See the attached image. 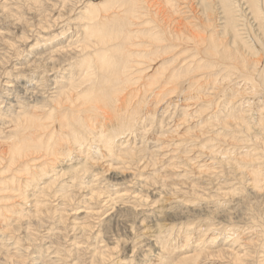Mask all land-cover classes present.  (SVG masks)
<instances>
[{"label":"rangeland","instance_id":"374dc122","mask_svg":"<svg viewBox=\"0 0 264 264\" xmlns=\"http://www.w3.org/2000/svg\"><path fill=\"white\" fill-rule=\"evenodd\" d=\"M94 1L91 0L92 3ZM99 1L102 3L106 0H98L97 2ZM156 1L153 0V2ZM161 1L163 5V3H166L165 1L170 2L171 0ZM89 2L90 0H0V145L3 148L6 145V149L0 146V149L5 150V152L0 150V264H264V186H261L264 185V163L261 159L259 160L264 152V128H261L258 123V116H264V87L263 85L260 87L258 85L261 84L256 83L257 89H255L251 81L248 80L252 87L247 88L246 91L243 88L240 89V92L245 93L242 111L244 112L247 108H250L248 106L249 101L253 105L251 112L247 113H250V116L246 115L244 119L245 121L248 120L249 129L245 126L242 127L241 131L239 129L236 130V133H233L234 125L228 124V128L223 129L217 121L213 120V125L209 124L206 118L209 116L208 111L213 112L215 107L222 106L226 101L227 88L230 84L225 83L233 80L232 82H239L240 88L245 86L242 78L235 80L237 75L241 76L238 73L240 71H237V69L233 68L235 71H229V66L224 74L213 66L219 61L218 55H215L216 58L211 56L214 54L211 49L207 50L209 46L207 48L202 46L209 44V41L200 42V46L198 44L199 48L196 44L197 47L191 45L190 48V44L183 40L181 41L182 47H180L181 45L168 47L166 50L173 51V56H171L170 51V55H167L169 52L166 51L167 58L170 57L166 59L167 62L166 60L162 61V64L166 62L164 64L166 66V64L171 63L173 57L176 58L178 55V59H175V62L173 61L176 64L172 62L167 65L168 68H165L169 72L170 69H175V67L176 70L178 68L179 71L183 70L182 67L186 68L193 59L194 61L198 59L203 61L207 57L206 60L209 59L207 60L208 63L213 60L215 63L212 62L211 69H206V77L201 78L195 72L193 73L194 78L192 73L191 75L184 71L185 74H188H186L187 76L182 73L179 80L176 78L178 82L173 80L175 78L168 77L172 83L169 79H166L165 81L168 82L169 80V82H165L166 85H164L165 78L163 77L166 75H163L167 71L161 67L160 69L164 71L160 75L162 78L159 77V81H163L161 86L158 84L159 95L156 93L158 90L151 89L147 93V90L138 86V91L133 92L134 96L130 94L125 96L122 101L120 100L119 103L116 102L119 108L116 106L114 110L109 107V109L107 107L101 108V104L98 103L96 109L97 111L100 110L97 117L100 112L105 110L106 114H102L111 115H107L110 119L101 113V117L96 118V110H93L95 118L89 113L90 111L83 110L81 118L86 119H84L85 123L90 124L92 121V124L87 125L90 128V135L87 133V136H89L87 139L94 140L96 138L94 142H98L102 137L101 131L107 133V128L110 125L117 123L118 120V122L126 121L127 118H122L127 117L130 113L139 115L141 119L137 126L127 129L124 135L118 137L119 141L114 143V149L117 148L115 150L117 157L110 155L109 152L101 158L98 157L96 161L100 164H95L91 169L85 170L86 172L80 169L81 171L78 172L80 176L78 174L72 178L68 174L61 176L64 169L59 173L57 172V174L53 173L51 169H47L51 167L49 165L53 162L59 163L66 157L63 166H69L71 160H67L69 155L65 154L68 150H71L70 155H75L73 146H70L72 143L74 144L72 124H70L73 120L69 119L71 122L68 121L67 109L57 113L59 117H57L58 115L53 116L55 120L56 118L58 120L54 121L50 118L53 122L45 119V117L43 118L40 114L42 116L38 117L40 123L45 124L47 127L52 122L51 126H48L52 128H49L51 131L45 125L42 127L43 129L45 127L47 131L39 128L42 124L40 125L37 122L39 124L34 125V127L37 126L39 129L29 126L30 129L28 128L29 130H26L25 134H22V131L16 133L18 132L17 129L20 130L17 128L19 122H16L18 114L30 112L31 104L34 102L39 104L45 102V100L51 101L57 98L62 91L68 90V87H70L68 84L71 81L75 84L78 80L80 81L81 72L86 68V64L84 60L81 63L82 69H80L81 67L76 66L77 63L74 65V56L75 59H79L83 57L84 53L97 51L95 53L98 54L99 50H96L98 46H94V49L90 47L84 53H82L84 49L80 50L81 45H83L81 44L82 40L85 37L82 34L84 33L82 25L85 24V20H82L85 17L83 12L88 8ZM119 2L121 4L123 0L116 2L117 6ZM83 22L84 24H82ZM168 35L164 36L165 39L169 37L164 40L165 43L177 34L170 35L168 33ZM144 38L138 40L142 43V49H146L150 43L148 39ZM80 39L81 41H79ZM150 41L152 40L150 39ZM163 42L161 45H163ZM168 42L172 43V41ZM175 42V44L178 43L176 39ZM78 44L80 47L75 48ZM171 47L175 49L173 50ZM75 49H79L77 51H80L79 55L76 54ZM201 49H206L204 51L208 55L204 51L199 52L202 51ZM194 50L195 52H193ZM183 51L186 52L183 53ZM197 52L205 58L192 56L191 60V55H196ZM95 53L90 54L89 58L95 57ZM164 55H161L158 60L164 58ZM93 60L97 61V58ZM96 61L95 65H97ZM159 65H161V62L154 69L157 72H159L157 70ZM215 66L219 65L216 64ZM219 67L223 68V66ZM212 68L215 69L212 70ZM210 70H212L211 72H218L216 76L219 81L216 84L214 83L215 86H211L213 81L207 77ZM236 71L238 74L230 75L231 77L227 74V72L234 73ZM225 75L229 76L230 79L228 80L226 77L227 79L224 80ZM95 77L97 78V76ZM100 79L101 83L104 84V79ZM197 79L198 81H195ZM193 80L199 82L200 85L195 82L193 84ZM184 82L188 87L184 85ZM190 83L191 86H194L192 87L193 90L189 87ZM182 84L187 88H183ZM133 86L136 87V84ZM199 86L204 90L201 91L202 89ZM207 88L209 89L207 90ZM254 91H256L255 94ZM143 93H147V95ZM261 96L263 98H260ZM38 98L42 102H39ZM205 99L212 100L211 107H206L208 111L206 108H202L205 105L204 101H207ZM234 99L237 101L239 97ZM87 105L86 107H89ZM126 105L127 108L125 107L124 110ZM136 106L140 111H137ZM119 115L123 117H119ZM114 117L117 120L115 123L112 120L115 119ZM41 118L45 119L46 123L43 120L41 122ZM90 118L91 121H89ZM94 119H97L96 121L99 123L93 121ZM36 120L38 121V119ZM48 120L50 121L49 124ZM10 121L13 123H10ZM101 121L104 124L100 123ZM54 122H59L60 126H56L57 124ZM67 122H70V128H67L69 126ZM232 122L236 123L235 120ZM91 125L92 127H90ZM91 128H97V130ZM62 131L68 133L65 134ZM52 133L55 136L53 139L55 142L48 141L50 146L47 143L46 146L42 145L47 141L46 137L53 138ZM67 136L72 138L67 140ZM36 138L40 143L43 138L45 140L40 145L42 146L41 150L40 146L36 145V143L40 144ZM63 138L66 142L69 141L70 144L65 143ZM9 141L14 143L12 145L16 147V150H12L13 146ZM23 141H27L26 143L31 145L32 153L35 151L34 156H32L35 159L30 160V163H28L30 168H25L27 165H23V159L25 158H22V155L19 156L22 159L17 157L18 155L15 156V153L19 154ZM91 141L90 143H92ZM257 141H262V144ZM15 142L18 143L19 147L16 146ZM255 143L258 144L254 146ZM128 144L129 147H127ZM51 145L53 150L55 146L57 151H52L51 154L53 155L49 153L43 155V151L46 153L48 149L50 150ZM64 147H68L66 148L68 150ZM133 147H136L135 152H133L134 159H132L133 154L130 155V158L124 157L123 155L127 154V151L132 150ZM57 148L63 149V153H59L63 158L58 156L59 151ZM54 153H57V160ZM41 154L44 157L46 156V160H43L48 164V167L42 160L44 157ZM251 155H254V158ZM115 157L118 161L117 159L112 160ZM11 158L14 159L13 165L10 163ZM49 159L51 160L49 161ZM9 164L12 166H9ZM33 165L38 166L34 167ZM42 165H45L46 170L50 173L48 174L44 169L43 174L45 177L42 173L39 174L43 181L40 182V177V181L37 182L32 179L36 177V174L34 176L33 174L35 170L43 169ZM9 168L12 170L16 168V170L11 171ZM54 175H57L56 178L52 177ZM257 175L259 176L256 177ZM29 178L33 181H30ZM30 182H33L34 185H31ZM50 183H53L52 187L46 190L43 193L44 195L42 193L37 194L40 195L39 197L33 195L35 189L32 190L31 188L38 187L40 189L39 187L49 186ZM63 184L64 186L68 184L66 192L71 195L59 190ZM88 186H93L96 191L102 192L101 198L91 200V195L88 194L89 190H87ZM143 186L144 188H142ZM256 186L259 187L256 188ZM21 191L23 192L20 194ZM26 193L27 195H25ZM139 199L141 200L139 201ZM161 199L164 201H161ZM38 207L40 211L37 213L34 209ZM156 236L159 238L157 239ZM161 244L163 246L162 252L159 250ZM95 245L104 249L108 254L106 252H104V255L95 254L93 251ZM131 250H134V252Z\"/></svg>","mask_w":264,"mask_h":264},{"label":"bare ground","instance_id":"6f19581e","mask_svg":"<svg viewBox=\"0 0 264 264\" xmlns=\"http://www.w3.org/2000/svg\"><path fill=\"white\" fill-rule=\"evenodd\" d=\"M95 1L92 3L91 0H90L89 5H88V8L85 7L86 8V11L83 12V13H85V17L82 16L83 17L82 20L83 19L85 20V24H84V22L82 23V24H84V25H82V27L84 29V33H82V34H84L85 37L82 35L84 37L83 40H82L83 42L81 43V44H83V45H81L82 48L79 46V44L75 48H79L80 47V50L81 49H84L83 52H82V53H84L85 50H87V49L89 50L90 47L93 48L94 46L95 47L98 46V49L96 48V50H99L100 53L98 52V54H96L97 51L93 50L96 53L95 52H92V53H95L96 55L94 54L95 57H92V55H91L92 58H89L90 57V54H92V53H90V52H89L90 54L89 53H84V55L82 54L83 57L79 58L80 60L78 58L75 59V56H74V59H73L74 60V65H76L75 63H77L76 66H79V67H81L80 69H82V64L81 63L85 60L84 62L86 64V66H85L86 68L81 72L82 77H81L80 81L78 80L79 83L77 82L78 84L76 83L77 84L76 85L74 82L71 81L70 84H68L70 86V87H68V90L65 89L64 91H62L61 94H60V96H58L57 98H55L53 100H51V98H50L51 101L45 100L46 103L43 102V103H39L38 104V103H35L34 102L33 104H31L30 112L27 111L25 114H21L20 113V114L17 115V118H16V122L17 121L19 122V125L17 126V128L20 129V130L17 129L18 132H16V133H19V131H22V134H25V131L26 130L28 131L30 129L29 126H33L34 127V125H37V124L40 123L39 122V118L41 116L40 114H42L43 118L45 117V119H49L50 120V118L51 119H54L53 116L58 115L57 113L65 110V109H67V112L68 113H66V114L68 116V121H70L69 119H72L73 120L72 122L70 121L71 123L69 122L70 124H72L71 125L72 126L71 127L72 129L71 130H72V134H73V136H72L73 139L72 140L74 141V144L72 143L73 145L71 144L70 146H73V149H74L73 151H75V155L74 156L73 155H70L69 153H70L71 150L69 151L68 149H66L68 147H66V148L64 147V149L68 150L67 152L65 151L66 152L65 154H68L69 155L68 156L69 158L67 160H69V161L71 160L70 161L71 163L69 164V166L64 167L63 165H65L64 162H65V160H66L67 157L66 158H63L62 155H60V154L63 153L62 152L63 149H58L57 148L58 151H59L58 154L60 152H62L58 156L59 157L61 156V158H63V160H61L62 162L60 161L59 163L56 162V161L53 162L51 165H49L51 167H49L47 169H49V170L51 169L52 172L55 173V174H57V172L59 173V172L63 171V169H64V171L61 174V176H64V175L68 174L69 176L71 175L70 177L72 178V177H75L78 174L79 171H81L80 169H82L83 171L91 169L93 166H95V164L99 163L98 161H96V159L98 157L101 158L102 156H104L108 152L110 153V155L112 154V156H116L117 157L118 155H117V153L115 151L117 148L114 149V143L119 141L118 137L124 135L126 133L125 131H127V129H131L134 126H137V124L140 122L141 117L139 115L137 116V114H135V113H130L127 117H123V116H120L122 114L119 113L120 114L119 117H123L122 119L127 118L126 121H123L122 120L121 122H118L119 120L117 121L116 118L114 117L115 119H112V120H114L113 121L114 123L117 121V123H115V124H112L111 123L112 125H110V127L107 128L108 129L107 133H105L104 131H101L102 137L99 139L98 142L97 141L94 142V140H96V138H95L94 140L91 139L92 141L89 139L92 142V143H90V141L87 139L89 137V136H87V133H88V135H90L89 134L90 128L87 125L92 124L91 123L92 121H91V118H90V120L87 119V120L91 121L90 124L88 122L85 123V120L86 119L85 118H83V119L81 118V115H82L83 110L86 109V111H90L89 113L94 116L93 110H96L97 111L96 108L98 106V103L101 104V108H103V107H105V108L107 107L108 108L109 107V108H111V109L114 110V107L115 106L119 108V106H117L118 105L117 103H119L120 100L122 101V99L125 96L130 95V94L132 96L134 94L133 92L138 91L139 87L141 89L143 88L144 90H147V93H149L148 91H151V89L158 90L159 89L158 84L160 86L163 84L162 83L163 81H161V82L159 81V77L162 78L160 75L163 74V71L164 70L162 71L160 68L161 67H162V69L168 68L167 65L171 64L173 61L175 62L176 61L175 59H178V55H177L176 58L173 57L174 59L171 61V63L166 64V66H167L166 67L164 65L167 62L166 59H169V57H170L169 56L167 58V55H170V52H171V54L174 53L173 51L166 50V49L168 47H170V46H173V45L180 46L182 44L181 41H183V40L184 41H187V43L190 44V48H191V45H194L195 46V44H196L198 46V44L200 42L209 41V44H205L204 43L206 47L204 45H202L203 48H207V46H209L207 50L209 51L211 49L213 51V54L214 55H211V56H214L215 57V55L216 56L218 55L219 61L216 64H218L219 66H223V68H221L219 66H215L216 64L213 65L212 62L215 63V61L213 59H212L213 61H210L209 62L210 64H209L208 61H207L209 59L206 60L207 57L206 58L205 57H202V55H200V53H199V52H203L206 49H204V50L201 49L202 51L197 52L196 55H191V54L190 55H191V60L193 58L192 56H201L203 59L205 58L203 61H201L199 59L194 61V59H193V61L191 63H189L186 68L185 67H182L183 70H180L181 72L179 71V68L176 70V67L174 69L173 66L171 65L173 69H170L169 72H168V69H165V71H167V73L164 72V75H163V76L166 75L165 77H163V78H165L164 79V83L167 82L165 80L166 79H169V78H175L173 80L174 81L176 80L178 82L179 77H180V75H182V73L184 75H186L187 73H190V74L192 73L193 74V73L196 72L197 74H199L201 76V78L202 77H206V75H205L206 72H207L206 69L212 67V65L215 68L217 67L218 68L217 70H220L224 74L226 73V71H227L226 69H228L229 66H230L229 71H235L234 69H237V71H240L238 73H240L241 76L240 75H237L235 80H237L238 78H242L243 82L245 83V86L240 88L239 87V84H238L239 82H237V81L232 82L233 80H231V81H227L228 83H225L226 82L225 81L224 82L225 84H230V85H229L228 88H227L228 85L226 86L227 91H228V94H227L226 101L223 103V105L220 106V107H215L214 111L213 112L211 111V113H210V110L208 111V109L206 107H208V106H209V108L211 107L212 100L205 99L207 101H204V104L205 105L202 108H206V110L208 111L207 114L209 116H207L206 118L209 121V124H212L213 125V122L212 121L213 120L214 121H217V123H219L220 125H222V128L223 129L228 128V126H227L228 124L234 125L233 126V131H232L233 133H236V130H239V129L241 131L242 127H245V126H246L247 129L250 128L249 125H248V120L245 121L244 119H245V116L246 115L250 116L249 115L250 113L249 114H247V113L248 112H251V109H252L253 105L249 101V103H248L249 105L248 106L250 108L249 109L247 108L244 111L246 114L242 111V109L244 107V105L242 106V104H244V101H245L244 100V98H245V95L244 94L245 93L243 94V92H240V89L243 88L246 91L247 88L252 87V84H253V87H255V89H257L256 88L257 87L256 86V83L257 84L258 83L261 84V85H258V86L261 87L263 85V87H264V0H171L170 2L165 1L166 3L165 4L163 3V5L161 4V2H163L161 0H160L161 2L157 0L158 3L160 2V4L156 3L157 1L156 2H153V0H123V2L121 4L119 2V5L118 6H117V3L120 0H106V1H103L102 3L100 1L97 2L98 0L96 2ZM86 6H87V4H86ZM168 33L170 35H174V33L177 34L175 37H173L174 39L171 37L172 39L171 40H168V41H172V43L171 42H168V41H166V43H165V41H164V40H167L169 38V37H166V39L164 38V36H166V35L169 36ZM147 34H148V36L150 38L147 36ZM142 35H144L145 38ZM142 37L144 39H148V41L150 42L149 45H147L145 43V45H147V47L145 46L146 49H142V47H141L142 46L141 45L142 43H141V41H138ZM150 39L152 41H150ZM175 39L178 42L177 44H175L176 43L175 42ZM79 41H81V39ZM159 42H160V44H159ZM162 42H163V45H161ZM189 44H186V45H189ZM182 45L180 47H182ZM194 46H193V48H194ZM197 46H195V47H197ZM199 46H200V44H199ZM199 46H198V48H199ZM140 47H141V49H140ZM174 47L176 48V46H174ZM132 48H134L135 50H133ZM143 48H144V43H143ZM178 48H177V50H178ZM75 50L77 52L79 49L78 50L75 49ZM159 50H161V51H159ZM166 51L167 52L170 51L169 54H167ZM79 52H77L76 54L79 55L78 54ZM184 52H186V51H183V53ZM193 52H195V50ZM204 53L206 54L207 52L204 51ZM163 54H165V55L167 54L166 57L164 55V58H162L161 60H158L159 57L161 55H163ZM180 55H181V53L179 54V56ZM207 55H208V53H207ZM171 56H173V54ZM94 58L95 59L97 58V61L95 60L97 62V65L94 64L95 63V61L93 60ZM208 58H210V57H208ZM163 60H166V62L164 64H162V61ZM187 60H188V58H187ZM160 62H161V65H159V68H157V70H159V72H157L154 69L156 67H158L156 65H158V63H160ZM70 63H71V61H70ZM179 63H181V62H179ZM179 63H177V64H179ZM174 64H176V63H174ZM180 65L183 66L185 64L183 63V65L182 64H180ZM177 66H179V65H177ZM169 68H171V67H169ZM215 68H212V70L215 69ZM212 70L208 71L207 77L208 78H211L212 81H213L212 82L213 85H211V86H215L214 83L216 84L219 81V79L216 76V73H218V72L217 71L211 72ZM77 71H78V67H77ZM184 71H186L187 73L185 74ZM237 71L234 72V73L227 72V74H229V76L230 75H236ZM221 72H220V74H222ZM100 74H101V76H100ZM95 76H97V78ZM105 76H106V79H105ZM192 76H194V74ZM209 76H211V77H209ZM229 76L227 77V75H225L224 76L225 78H223V79L226 80L228 78V80H229L230 79ZM70 77H71V75H70ZM218 77L222 79V77H220L219 75H218ZM232 77H234V76H232ZM100 78L104 79V84L101 83V79ZM176 78H178V80ZM191 78H193V77H191ZM194 78H195V76H194ZM196 78H197V75H196ZM169 80L172 83L171 79H169ZM169 80H168V82H169ZM248 80H250L252 84L251 83L249 84L250 81H248ZM73 81H75V80H73ZM195 81H198V79L195 80ZM195 81L193 80L192 83L194 84ZM186 82H184V85H187V84H185ZM195 83H197V82H195ZM135 84H136V87L133 86ZM75 85H76V87H74ZM164 85H166V83ZM199 85H200V83H199ZM79 86H81L82 88L81 87L79 88ZM182 86H183V84H182ZM201 86H199V87H201ZM187 87H188V85H187ZM189 87H191V90H193L192 87H194V86H191V83H190ZM183 88H185V86H183ZM188 89H190V88H188ZM201 89H202L201 91L204 90L202 87H201ZM208 89L209 88H207V90ZM158 92H159V90L156 93L158 94ZM147 93H143V94L144 95L145 94L147 95ZM248 93H250V92H248ZM255 93H256V91H254V94ZM136 95H138V94H136ZM236 97H239V100L236 101L234 99ZM260 98H263V96H261ZM127 100H128V98H127ZM33 101H35V100H33ZM38 101L40 102L41 100L39 99ZM77 101H78V103H77ZM261 102H263V101H261ZM140 103H138V104H140ZM87 104L89 105V107H86ZM79 105H81V106H79ZM141 106H142V103H141ZM125 107L127 108V105L124 106V110H125ZM136 107L138 109L137 111H140L139 108H138V106H136ZM132 108H133V104H132ZM108 109H106V110H108ZM134 109H136V108H134ZM99 110L97 112H95L96 118H99V116L101 117L100 113L101 114L102 113H105V110H104V112H100L99 113V116L97 117ZM142 110H144V109H142ZM128 111H129V108H128ZM184 111H186V110H184ZM107 112H109V111H107ZM114 112H116V111H114ZM133 112H134V110H133ZM137 113L140 114L139 112H137ZM105 114H102V115H104V116H107L108 115V114L107 115H105ZM117 114H118V112H117ZM108 116H111V115H108ZM57 117H59V115ZM94 118H95V116H94ZM36 119H38V121ZM45 119L43 120L41 118L40 121L43 120V122H45ZM49 120H48V124H49L50 121H52V120H50V121ZM56 120H58V119L56 118ZM56 120L54 119V121H56ZM96 120L94 119L93 121L97 122ZM142 120H144V119H142ZM234 120L236 121V123H233L232 122ZM98 121H100V120L98 119ZM102 121L100 123H103L104 124V122H102ZM37 122H39V123H37ZM52 122H51V124H52ZM10 123H13V122L10 121ZM54 123H56V122H54ZM58 123L59 122L56 123L57 124L56 126H60L59 124L62 123V122L60 121V123L59 124ZM69 123L67 125H69ZM97 123H99V122H97ZM107 123H109V122H107ZM258 123L260 124L261 128L262 127L264 128V116L263 115L258 116ZM41 124L42 123H40V125ZM51 124H49V125L51 126ZM94 124L96 125V123H94ZM44 125L45 124H42L41 127H39V128H42L43 129L42 126H44ZM49 125H47V127ZM98 125H101V124H98ZM45 127H46V125H45ZM45 127H44V129H45V131H47L46 130L47 127L46 128ZM90 127H92V125ZM95 127H97V125ZM34 128H38V127L36 126ZM49 128L52 129L51 127H48L47 129H49ZM58 128H60V127H58ZM67 128H70V125ZM42 129H40V130H42ZM91 129H94V130L96 129L97 130V128H91ZM45 131H43V132H45ZM62 132H64L65 134L68 133V132L66 133V131H62ZM45 133H47V132H45ZM55 133H56V131H55ZM219 133H221V132H219ZM28 134H29V132H28ZM54 134L51 135V136H53L52 139H49L48 137H46L47 136V134H46L45 137L47 138L46 139L47 141L45 143H42L43 140H44V138H43L42 141H41L42 145L43 144L45 145L46 143L48 144V141H50V142L54 141L53 140L54 137H55ZM60 134H62V133H60ZM13 136H15V135H13ZM23 137H24V135H23ZM34 137H35V135H34ZM39 137H43V136H39ZM56 137L58 138L59 136L57 135ZM15 138H18V137H15ZM21 138H22V136H21ZM29 138L31 139V137H29ZM67 138H68L67 140H70L71 139L68 136H67ZM36 140H37V138H36ZM24 141L22 142V144L20 146V152H19V154L15 153L16 152L15 151L16 150L15 149L16 147H14L12 145L14 143L13 142L11 143V141H9V142L14 147V148L12 147V150L15 149L13 151L16 154L15 156L18 155L17 157H19L20 155H22V158H25V159H23L24 160L23 161V163H24L23 165L24 166L27 165V166H25V168L26 167L27 168H30V165L28 163H30L29 162L30 160L33 161V159H35V158L32 157V156H34L33 154L35 153V151H33V153H32L31 152V145H29L28 143H26L27 141L26 142H24ZM59 141L61 142V139ZM64 141H65V143H68L69 142V141L66 142L65 139H64ZM96 142H97V144H95ZM257 142L258 143L259 142L261 143L262 141H257ZM6 143H8V142H6ZM41 143L40 144L36 143V145H39L40 146ZM258 143H255L254 146H256V144H258ZM8 144H7V147H8ZM15 144H17L16 146H18V143L17 142H15ZM51 144H53V143H51ZM59 144H64V143H59ZM68 144H70V143H68ZM3 145H4V143H3ZM195 145H197V144H195ZM1 147L3 148V146H1ZM41 147L42 146H40V150H41ZM51 147H50V150L51 151L48 149V151L46 153H45V151L42 150L44 152L43 155L48 154V153L51 154L52 151L54 152V150L57 151L55 149V146H54V150H53V146L52 145H51ZM59 147H60V145H59ZM127 147H129V144H128ZM2 148L0 150H2ZM4 148L6 149V145H5ZM9 148H8V150L11 149V148L10 149ZM37 149H39V147H37ZM118 149H120V148H118ZM134 149H136V147H133L132 150L129 149L127 151V154H125L123 156L130 158L131 157L130 155H132L133 152H135ZM209 149H206V150H209ZM12 150H10V151H12ZM44 150H47V149H44ZM3 151L5 152V150H2V152ZM251 151H253V150H251ZM38 153H40V152L38 151ZM10 154H11V152H10ZM5 155H7V154H5ZM51 155H53V154H51ZM51 155H49V156H51ZM56 155H57V153H54L55 159L57 160L58 159V156L56 157ZM254 155H251V157L254 158ZM263 156H264V152L262 153V157H259V160L261 159L262 162L264 163V157ZM45 157L42 158V160L43 159L46 160ZM116 157L113 158L112 160L117 159ZM134 157H135V155L133 154V158L132 159H134ZM152 157H154V156H152ZM19 158H17V159H19ZM22 158H20V159H22ZM47 158H49V157H47ZM73 158H74L75 162H74V160L72 161ZM122 159H124V158L122 157ZM8 160H10V159H8ZM50 160L51 159H49V161ZM259 160H257V161H259ZM13 161H14V159L11 158V162L10 163H12V165H13ZM117 161H118V159H117ZM32 163L34 164V162H32ZM66 163H68V161H66ZM12 165L9 164V166H12ZM14 165H15V162H14ZM45 165H46V167H48V164H46V162H45ZM45 165H42L44 167L43 169L40 168L39 170L38 169L35 170V172L33 171L34 172L33 176L36 174V177H33L32 178L33 180H36L37 182L40 181L39 178L41 177V175H39V174H41V173L43 174L44 173L43 170L44 169L46 170ZM153 165H154V163H153ZM19 166H21V165H19ZM33 166L35 167V166H38V165H33ZM33 166H31V168H33ZM109 167L111 168V166H109ZM34 169H36V168H34ZM9 170L15 171L16 168H15V170H12V169L9 168ZM28 170H30V169H28ZM253 170H255V169H253ZM18 171H20V170H18ZM12 173H14V172H12ZM49 173L50 172H48V174ZM16 174H18V173H16ZM79 174H78V176H80ZM255 174H257V173H255ZM104 175H105V173H104ZM47 176H49V175H47ZM56 176L57 175H54L52 177H55L56 178ZM258 176L259 175H257L256 177H258ZM43 177H45L44 174H43ZM70 177H68V178H70ZM256 177H255V179H256ZM49 178H50V176H49ZM25 180H26V178H25ZM33 180L30 179V181H33ZM36 181H34V182H36ZM42 181L43 180H42V177H41V181L40 182H42ZM64 181H67V180H64ZM255 182H257V181H255ZM255 182H254V184H256ZM27 183H29V182H27ZM258 183H260V182H258ZM41 184H43V183H41ZM52 184L53 183H50L49 186L47 185L48 187L45 186L47 188H45L44 186L39 187L40 189H38V187L37 188H31L32 190L35 189L33 191L34 192L33 195L36 196V197H39L40 195L38 196L37 194L38 193H42V194L45 193L46 190H48L49 188L52 187ZM31 185H34L33 182L31 183ZM67 185L68 184H65V186H64V184H63L59 188V190L66 192ZM248 185H250V184H248ZM35 186H37V184H35ZM144 186L142 188H144ZM261 186H264V185H261ZM258 187L259 186H256V188H258ZM21 188H23V187H21ZM147 188H145V189H147ZM260 189H262V188H260ZM87 190H89L88 194L91 195V198H90L91 200L94 199V198H101V196L103 194L100 191H96L93 186H88ZM257 190L258 191H261L259 189H257ZM22 192L23 191H21L20 194ZM162 193H164V192H162ZM162 193H160V194L162 195ZM66 194L67 195H71V194H68L67 192H66ZM25 195H27V193ZM140 200L141 199H139V201ZM161 201H164V200L161 199ZM142 202L145 203L144 201H142ZM151 202H153V201H151ZM37 203H38V200H37ZM34 210H36L37 213L40 211L39 210V207L38 208H35ZM2 214H4V212H2ZM156 238L158 239L159 237L156 236ZM158 243H159V241H158ZM162 248H163V246L161 244L160 245V249H159L160 252H162L161 251V250H163ZM93 249H94L93 251H94L95 254L104 255L105 254L104 252H106L104 249H101V248L97 247L96 245H95V247ZM132 252H134V250ZM153 256H155V255H153ZM17 261H18V259H17ZM17 261H15V262H17ZM20 263H21V261H20Z\"/></svg>","mask_w":264,"mask_h":264}]
</instances>
